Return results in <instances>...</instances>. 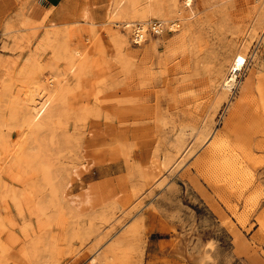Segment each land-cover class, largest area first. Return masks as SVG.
Returning <instances> with one entry per match:
<instances>
[{"label":"rangeland","instance_id":"rangeland-1","mask_svg":"<svg viewBox=\"0 0 264 264\" xmlns=\"http://www.w3.org/2000/svg\"><path fill=\"white\" fill-rule=\"evenodd\" d=\"M0 264H264V0H0Z\"/></svg>","mask_w":264,"mask_h":264},{"label":"bare ground","instance_id":"bare-ground-1","mask_svg":"<svg viewBox=\"0 0 264 264\" xmlns=\"http://www.w3.org/2000/svg\"><path fill=\"white\" fill-rule=\"evenodd\" d=\"M184 5L187 6V7H190L191 6V0H184ZM107 13H108V11H107ZM81 18H82V20H88L90 18L89 17V12L85 8H83L82 11H81ZM160 22H162V21H160ZM147 23H145V24L139 23V24H143V27H144V26H146ZM166 24H169L171 26V28H173V22L166 23ZM127 27H129V26H127ZM173 31H176V30L174 29ZM244 63H245V57L242 56L239 53H236L234 55V57L232 58L231 63L229 65L228 72H227V74L225 75V77H224V79L222 81V86H223V88L225 90L229 91V90H231L234 87L236 78L238 77V75L242 71ZM243 90H245L244 87H243L242 91ZM38 99L39 98L33 92L25 93L24 101L26 103H29V106L31 105V108L35 112V116H39L41 114V112L43 111L45 105H46V103H43L44 105H41V106L38 107V105H39V104L37 105V103H39ZM73 174L79 179L77 170H74ZM70 189H71V185L68 186V190H70ZM85 194H86V197L84 198V201L87 202L88 201V191H87V189L85 190ZM69 196H70V194H69ZM69 202L75 205L76 204V199L74 197L72 198L70 196Z\"/></svg>","mask_w":264,"mask_h":264},{"label":"built area","instance_id":"built-area-1","mask_svg":"<svg viewBox=\"0 0 264 264\" xmlns=\"http://www.w3.org/2000/svg\"><path fill=\"white\" fill-rule=\"evenodd\" d=\"M179 22L173 23V28L169 24L160 22L158 20H152L143 27V24L135 23L131 25V40L134 45L140 44L148 37L161 36L165 32H172L174 29L177 30Z\"/></svg>","mask_w":264,"mask_h":264},{"label":"crops","instance_id":"crops-1","mask_svg":"<svg viewBox=\"0 0 264 264\" xmlns=\"http://www.w3.org/2000/svg\"><path fill=\"white\" fill-rule=\"evenodd\" d=\"M48 1H49V3H51V4H54V3L59 2V0H48Z\"/></svg>","mask_w":264,"mask_h":264}]
</instances>
